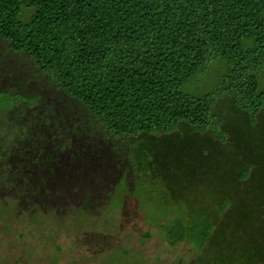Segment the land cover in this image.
<instances>
[{
    "label": "rangeland",
    "instance_id": "rangeland-1",
    "mask_svg": "<svg viewBox=\"0 0 264 264\" xmlns=\"http://www.w3.org/2000/svg\"><path fill=\"white\" fill-rule=\"evenodd\" d=\"M32 12L24 7L21 18L28 20ZM225 73L224 61H211L184 88L192 94L219 88ZM0 93L29 98L0 107V264L238 263L220 259L223 245L214 248L236 223H226L227 208L220 210L222 202L215 198L225 195L246 205L248 189L264 182V172L254 164L249 177L239 180L252 160L262 159L256 143L246 139L254 138L251 133L264 136V109L251 122L226 96L218 97L213 113L225 140H216L213 130L195 133L188 124L167 139L109 136L81 102L51 84L28 55L14 52L1 37ZM29 129L33 137L35 130L46 135L47 142L31 144ZM165 140L166 150L153 149L152 142ZM38 150L56 153L60 161L73 155L92 163L60 192L57 176L43 179L36 169H25L31 161L24 156ZM207 211H213L215 226L204 242L207 225L198 223Z\"/></svg>",
    "mask_w": 264,
    "mask_h": 264
},
{
    "label": "trees",
    "instance_id": "trees-1",
    "mask_svg": "<svg viewBox=\"0 0 264 264\" xmlns=\"http://www.w3.org/2000/svg\"><path fill=\"white\" fill-rule=\"evenodd\" d=\"M24 7L33 10L26 21L21 18ZM0 37L14 52L28 55L51 84L81 102L109 136L157 134L167 139L188 124L195 133L213 130L216 140H225L213 113L218 97L226 96L251 122L264 109V0H0ZM214 60L226 65L219 88L186 91L184 87ZM26 101L29 98L21 95L0 93L4 109ZM35 131V137L31 129L27 133L31 144L47 142L46 135ZM250 135L254 138L246 140L256 143L262 159L252 160L240 181L249 177L253 164L264 172V136ZM166 144L154 141L152 147L162 151ZM57 155L26 154L31 162L25 169L55 179L70 169L82 176L83 167L92 163L90 157L72 155L60 161ZM74 163L81 169L72 168ZM256 183L254 190L245 191L246 205L238 206L239 200L225 195L215 198L222 202L220 210L227 208L226 223L236 222L230 236L218 237L214 248L225 247L220 259L264 264V182ZM212 212L204 213L198 223L207 225L204 242L215 226Z\"/></svg>",
    "mask_w": 264,
    "mask_h": 264
},
{
    "label": "flooded vegetation",
    "instance_id": "flooded-vegetation-1",
    "mask_svg": "<svg viewBox=\"0 0 264 264\" xmlns=\"http://www.w3.org/2000/svg\"><path fill=\"white\" fill-rule=\"evenodd\" d=\"M66 165V164H65ZM95 169V168H94ZM97 169H95V171H96ZM66 172H62V173H60L59 175H60V179H59V175L57 176V180H60V183H61V187H67L68 186V184L69 183H71V180L72 179H75V178H77V176H70L68 173L70 172H68L67 170H65ZM97 172V171H96ZM66 173V174H65ZM71 174V173H70ZM69 180V181H68ZM75 182H78V181H76V179H75ZM72 185V184H71ZM73 186V185H72Z\"/></svg>",
    "mask_w": 264,
    "mask_h": 264
}]
</instances>
